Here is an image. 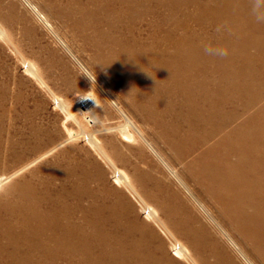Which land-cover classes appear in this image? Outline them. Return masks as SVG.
Masks as SVG:
<instances>
[{
  "label": "bare ground",
  "instance_id": "6f19581e",
  "mask_svg": "<svg viewBox=\"0 0 264 264\" xmlns=\"http://www.w3.org/2000/svg\"><path fill=\"white\" fill-rule=\"evenodd\" d=\"M92 1L105 9L119 6L115 21L126 22L130 30L132 22L148 18L151 43L145 48H156L161 70H146L153 78L141 91L144 110L183 164L182 185L213 206L264 259V0H210L215 7L201 10L221 16L217 50L210 42L199 49L210 58L218 56L223 70L193 69L194 42L201 35H189L186 27L182 33L176 25L166 28L167 18L159 8L145 6L148 0ZM0 39H7L1 25ZM91 102L87 96L79 111L91 113ZM89 143L121 189L110 186V171L98 164L92 163V172L69 164L53 166L44 180L24 184L15 197L0 198V264H184L175 256L193 261L191 249L203 253L213 234L164 171L152 163L134 165L131 172L119 169L95 136ZM16 173L1 175L0 187ZM175 234L185 243H173Z\"/></svg>",
  "mask_w": 264,
  "mask_h": 264
},
{
  "label": "rangeland",
  "instance_id": "374dc122",
  "mask_svg": "<svg viewBox=\"0 0 264 264\" xmlns=\"http://www.w3.org/2000/svg\"><path fill=\"white\" fill-rule=\"evenodd\" d=\"M214 5L210 0L145 3L155 10L159 8L158 12L167 18L166 28L176 25L179 33L186 27L189 35H201L194 42L198 49L193 69L223 70L224 64L218 56L210 58L199 49L204 42H210L216 51L220 42L218 31L222 21L217 19L221 16L201 12ZM115 8H100L92 0H0V25L7 32V39H0V157L3 160L0 176L17 172L0 187V198L15 197L24 184L44 180L56 165L76 164L80 171L92 172L94 163L109 173L112 169H108L89 143V138L95 136L105 155L119 169L131 172L134 165L145 168L152 163L164 171L182 197L191 201L194 211L213 234V240L202 248L201 256L191 249L193 261L175 256L179 262L264 264L248 239L229 227L227 219L222 220L213 206L211 209L182 185L185 183L183 164L157 135L153 121L144 110V98L141 99V91L151 86L152 75L146 70H161L155 61L156 48L151 52L145 48L151 43L148 18L132 22L131 31L126 22L115 21ZM123 42L129 43L128 47ZM87 96L92 100V111L84 114L78 106ZM111 174L110 171L109 177ZM111 177L110 186L118 188ZM131 199L137 214L146 221L138 202ZM175 235L171 238L173 243L174 240L185 243ZM169 250L174 255L172 248Z\"/></svg>",
  "mask_w": 264,
  "mask_h": 264
}]
</instances>
